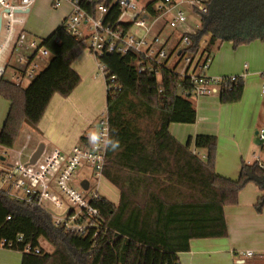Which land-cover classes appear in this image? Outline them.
Returning <instances> with one entry per match:
<instances>
[{"label":"trees","instance_id":"16d2710c","mask_svg":"<svg viewBox=\"0 0 264 264\" xmlns=\"http://www.w3.org/2000/svg\"><path fill=\"white\" fill-rule=\"evenodd\" d=\"M80 4L90 13L98 5L109 6L106 18L119 11L115 0ZM189 39L186 51L200 50L201 57H212L222 42L233 48L264 42V0H209L198 32ZM40 42L51 57L26 87L0 81V96L10 104L0 147L11 146L23 124L36 127L53 95L66 97L80 82L71 64L86 49L85 38L72 36L60 24ZM134 58L113 52L97 57L106 73L109 131L121 145L106 152L103 176L119 189V203L101 196L94 205L103 229L95 238H78L66 236L45 211L0 191V239L23 234V242L12 247L21 252V264H180L179 253L189 251L192 239L227 236L224 207L238 204L246 184L261 191L255 207L262 210L264 169L241 160L237 178H227L215 170L216 135L199 133L185 144L178 142L169 125L196 121L188 79L166 68L138 72ZM243 88L238 79L220 92L219 101H240ZM199 150H205L204 157ZM27 244L41 247L42 253L23 252Z\"/></svg>","mask_w":264,"mask_h":264},{"label":"built area","instance_id":"2783aa9c","mask_svg":"<svg viewBox=\"0 0 264 264\" xmlns=\"http://www.w3.org/2000/svg\"><path fill=\"white\" fill-rule=\"evenodd\" d=\"M63 1L71 6L62 22L63 28L76 38L83 37L85 31L87 47L96 58L113 52L134 55L138 72L173 69L188 79L194 98L218 96L246 75H209L207 71L212 58L201 57L200 50L196 53L186 51L190 46V35H195L198 29L191 31L186 26L187 16L182 5L187 4L199 14L201 25V16L207 13L209 0H115L119 9L115 18H106L110 7L103 4L96 6L92 13L81 6L80 0H52V4L59 6ZM34 2L0 0V80L20 88L30 83L43 68L42 62L50 56V52L26 29ZM166 14H170L169 19L163 18ZM155 27H158L157 31H154ZM166 27L171 32L161 39ZM168 43H171L170 50L166 48ZM172 59H176L174 66L170 65ZM181 62L183 65L178 70ZM99 68L106 77L100 61ZM261 92L264 94V80ZM96 126L97 131L109 129L107 113L97 119ZM256 137L258 147L252 154L253 162L264 169V126L256 131ZM40 143L36 132L28 127L11 146L0 147V191L15 201L45 211L66 236L95 238L103 229L100 211L94 203L101 197L98 182L103 175L106 152L93 151L89 144H76L69 152H64L43 143L41 153L31 162ZM85 166L92 169L93 184L86 177L76 181L78 171ZM84 180L88 183L86 189L81 185ZM22 242L23 234L19 233L14 240L0 239V248L12 249ZM23 252L39 255L42 249L27 244ZM253 254L250 249L243 252L246 257ZM243 261V258L239 260L240 263Z\"/></svg>","mask_w":264,"mask_h":264},{"label":"crops","instance_id":"0c3cea01","mask_svg":"<svg viewBox=\"0 0 264 264\" xmlns=\"http://www.w3.org/2000/svg\"><path fill=\"white\" fill-rule=\"evenodd\" d=\"M48 2L51 7H58L53 6L52 0H48ZM62 3L68 4V9L63 14L64 20L70 13L71 6L67 1L61 2L60 5ZM35 6L36 0L30 11ZM56 27L57 25L52 28V31ZM157 30L158 27H155L154 31ZM80 38H85L86 41V37ZM253 42L251 45L240 47L238 51L237 49L236 51L225 49L221 56H212L208 74L221 76L246 73L243 78L244 96V92L249 86L248 81L252 77L262 75L261 71L264 70V42L261 48L257 46L258 49L255 48L257 41ZM86 48L88 47L86 46ZM85 51L84 49L71 64L80 76L79 84L66 97L57 93L54 94L36 127L26 124L27 127H31L36 132L38 139L41 138L39 141L52 144L64 152H69L76 144L87 145V133L97 131L96 121L106 113L107 86L105 76L99 68L97 58L90 50L89 54ZM192 100L196 108V121L192 124L171 123L169 125L170 134L182 144H185L189 137H194L199 133L216 135L215 170L224 177L237 178L241 160L246 161L244 157L249 153L250 142L254 144V141L257 140V126L251 127V130L247 132L242 131L244 129L239 130L235 118L231 117L228 109L224 107L234 103L223 104L217 95L192 97ZM9 105V102L0 96V129L7 116ZM193 149L192 145L191 150ZM197 152L200 156H205V150ZM252 162L253 160L247 161V163ZM102 179L110 182L102 175L98 182V191L101 196H103L100 192ZM115 188L114 200L104 197L117 205L120 200V192L116 186ZM260 194L261 191L256 185H252L251 182L246 184L245 188L239 192L238 204L224 207L227 236L192 239L189 251L179 253L180 264H263L264 226L257 230L252 225L254 220L264 224V208L261 214L253 213L254 202ZM260 215L262 219L259 217ZM246 249L252 250L253 256H243ZM21 255L19 251L0 248V264H21ZM242 258L244 261L240 263L239 260Z\"/></svg>","mask_w":264,"mask_h":264},{"label":"rangeland","instance_id":"374dc122","mask_svg":"<svg viewBox=\"0 0 264 264\" xmlns=\"http://www.w3.org/2000/svg\"><path fill=\"white\" fill-rule=\"evenodd\" d=\"M182 8L185 10V13L187 16L186 26L191 31H196L197 29H199V26H200L199 14H197L195 11L190 9V7H188L187 4H183ZM67 9H68L67 3H62L58 7H51L49 5L48 0H36V6L30 11L27 17L28 18L27 19V30L29 34L32 36L34 40L39 42L41 38H43L44 36H46L52 31V28L54 26L56 25L58 26L60 23L64 21L63 14L64 12L67 11ZM169 17H170V14H166L165 16H163L164 19H169ZM170 32H171V29L166 27L163 34L161 35V39H165ZM196 32H198V30ZM82 33H83V37L87 35L85 31H83ZM175 34L176 33H174V35ZM204 41H205V38L201 40V44ZM256 41H257L255 42L256 47L255 46L254 47L256 49H258V47L261 48L262 47L261 45L263 42L258 41V40ZM251 43L241 45L237 48H233V45L231 42H222L221 44H219L217 48H215L212 56L213 57L221 56L225 52V49H228L229 51H231L232 49L236 51L237 49L238 51L240 47L251 45ZM170 46H171V43H168L166 46L167 50H170ZM85 50H86L85 52L89 54V49L86 48ZM49 59H50V56L47 57L42 62L43 67L47 65ZM175 60L176 59H172V61H170L171 66H174ZM182 65H183V62H181V64L178 66L179 67L178 70L182 67ZM263 72L264 70L261 71V73ZM263 80H264L263 75H257V77H252L248 81L249 86L247 87V90L244 92V96L241 98V100L238 102H235L234 104H229L227 106H224L225 108L228 109V113L230 114V116L235 118L236 122L239 125L238 127L239 130L244 129L242 131L247 132L251 130V127L257 126V129H259L260 127L264 126V94L261 92ZM24 129H28L26 124H23L21 126L15 141L18 139L19 135L22 133ZM253 136L256 139L255 135ZM243 137H246V136L243 135ZM257 147H258L257 140L254 141V144L253 143L251 144L250 142L249 153H247L244 157L246 162L247 161L251 162L253 160L252 154L253 152L257 150ZM91 170L92 169L90 166H85L81 172L78 171V178L76 179V181H78V179L80 178L86 177L90 179L91 183L93 184L95 178L92 177V173H90ZM252 185H255V184L252 183ZM115 190H116L115 186H113L110 182L106 181L105 179H102L101 186H100V192L103 196L114 200L116 196ZM256 202L257 200H255L254 203L256 204ZM263 208H264V205L262 207V210ZM262 210L258 211L257 207L254 206L253 213L256 212L255 214L257 213L261 214ZM259 217L262 219L261 215ZM252 225H254V227H256L257 230H259L261 226H264L263 222H257V220H254ZM40 244L43 247L44 251L50 252L52 250L51 246H49L45 240L40 239Z\"/></svg>","mask_w":264,"mask_h":264},{"label":"clouds","instance_id":"9594fccd","mask_svg":"<svg viewBox=\"0 0 264 264\" xmlns=\"http://www.w3.org/2000/svg\"><path fill=\"white\" fill-rule=\"evenodd\" d=\"M88 144L93 151L116 152L121 149L120 141L111 136L109 129L87 133Z\"/></svg>","mask_w":264,"mask_h":264},{"label":"water","instance_id":"95a60500","mask_svg":"<svg viewBox=\"0 0 264 264\" xmlns=\"http://www.w3.org/2000/svg\"><path fill=\"white\" fill-rule=\"evenodd\" d=\"M42 148H43V143H40L38 149L36 150V152L33 154L32 158H31V162H34L37 159V157L41 153ZM87 184H88L87 181H82V183H81L82 187L85 189L87 188Z\"/></svg>","mask_w":264,"mask_h":264}]
</instances>
